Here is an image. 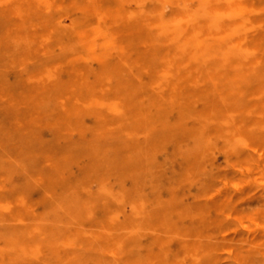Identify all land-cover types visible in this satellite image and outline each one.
Segmentation results:
<instances>
[{"label": "rangeland", "instance_id": "rangeland-1", "mask_svg": "<svg viewBox=\"0 0 264 264\" xmlns=\"http://www.w3.org/2000/svg\"><path fill=\"white\" fill-rule=\"evenodd\" d=\"M211 3L0 0V264H264V0Z\"/></svg>", "mask_w": 264, "mask_h": 264}, {"label": "bare ground", "instance_id": "bare-ground-1", "mask_svg": "<svg viewBox=\"0 0 264 264\" xmlns=\"http://www.w3.org/2000/svg\"><path fill=\"white\" fill-rule=\"evenodd\" d=\"M158 1V0H156ZM171 1V0H170ZM177 1V0H175ZM212 1L211 3V6H208V10L205 9V12L209 13V16L213 19H217V17L222 14V13H225V10L222 9V7H220L218 5V2L220 0H210ZM172 2H174V0H172ZM189 2V1H188ZM230 2H233V0H230ZM221 4V3H220ZM223 5H225L223 3ZM101 6V5H100ZM99 6V7H100ZM177 7L178 4L176 5ZM252 6V4L250 5V7ZM256 7V6H255ZM94 9V8H93ZM96 9V7H95ZM101 9H102V6H101ZM105 9V8H104ZM103 9V10H104ZM108 9V8H107ZM229 13L233 16H236V17H241L242 16V13L243 11L245 10V6L240 3V2H234L233 3V6L231 8H229ZM251 9V8H250ZM106 10V9H105ZM104 10V11H105ZM111 10V9H110ZM112 11V10H111ZM174 11V10H173ZM101 13V11H99ZM106 12V11H105ZM104 13H101V14H105ZM117 12V10H116ZM96 13V12H95ZM108 13V10L107 12ZM114 13V12H113ZM228 13V14H229ZM97 14V13H96ZM99 14V13H98ZM117 15H119V12L116 13ZM115 14V15H116ZM114 15V14H113ZM111 14H109V17L113 16ZM164 15V14H163ZM100 16V15H99ZM98 16V17H99ZM104 16V15H103ZM108 16V15H107ZM195 16V15H193ZM123 17V15H122ZM100 18V17H99ZM105 18V17H104ZM116 18V17H115ZM114 18V19H115ZM163 18H166L163 16ZM168 18V17H167ZM166 18V19H167ZM101 19H103L101 17ZM108 19V18H107ZM239 19V18H238ZM106 20V18H105ZM112 20V18H111ZM165 20V19H164ZM161 21V24L159 25L160 26V32H161V35H165L166 37V43H165V39H162L160 38L159 40V43L162 44L164 43V45L168 48H171L172 50L175 51V62L178 63L179 65H183V64H180L181 62H183L181 59L182 57L183 58H187L186 60H184V62L188 61V57H191L192 56H195V54H197L196 56H199L202 54V52L207 49V47L209 48L210 45L209 44H204L203 42V39L200 38V32L203 31V30H206L207 27L210 28V26H212V28L214 29L215 28V25L214 24H209V26L205 25L203 29H196L195 32L192 31V15H190L189 13L187 12H184L182 11V7H179L177 10H175L174 12V15L171 19L169 20H166V21ZM195 22V21H194ZM239 22H241V20L239 19ZM18 25V24H17ZM148 26V25H147ZM152 27V26H151ZM154 27V26H153ZM158 27V26H157ZM99 28V27H98ZM110 28V27H109ZM222 28V27H221ZM220 28V29H221ZM249 28V27H248ZM111 29V28H110ZM103 30V29H102ZM120 30V29H119ZM82 31V30H81ZM100 31V30H98ZM105 31V30H104ZM101 32V31H100ZM235 32V30L233 29L232 31L229 32V34H233ZM92 33V32H91ZM103 33V32H102ZM224 33V32H223ZM212 34L211 31L208 32V35ZM217 33H215V35H217ZM221 34V33H220ZM245 35H243L244 37ZM157 37L159 38V34L157 33ZM259 37V36H258ZM239 38V37H238ZM241 39L242 38V35L240 37ZM239 38V39H240ZM245 38V37H244ZM192 39L196 42V49H198L197 53L193 50L192 48ZM235 39V38H234ZM253 40V38H252ZM237 41V40H236ZM107 42V41H106ZM240 42V41H239ZM110 42H108L109 44ZM120 45V44H119ZM163 45V44H162ZM242 46V44H240ZM246 46V45H245ZM243 48V46H242ZM248 48H251L250 46ZM262 50V49H261ZM231 52V51H230ZM203 57V56H202ZM208 57V56H207ZM193 58V57H192ZM211 58V57H210ZM257 60V59H256ZM256 60H254L256 62ZM218 66V65H217ZM194 67V66H193ZM216 67V66H215ZM219 68V67H218ZM220 69V68H219ZM193 70V68H192ZM215 70V69H214ZM164 72V71H163ZM187 73V72H186ZM211 74V73H210ZM186 75V74H185ZM212 75V74H211ZM155 85V84H154ZM158 85V84H157ZM173 89V88H172ZM211 90V89H210ZM231 90V89H230ZM157 91V90H156ZM263 91V90H262ZM158 95V94H157ZM261 102V101H260ZM225 236V235H224Z\"/></svg>", "mask_w": 264, "mask_h": 264}]
</instances>
